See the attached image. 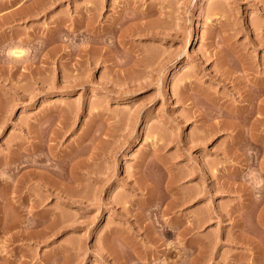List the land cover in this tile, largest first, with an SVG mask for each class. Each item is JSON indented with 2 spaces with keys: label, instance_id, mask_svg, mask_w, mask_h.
Instances as JSON below:
<instances>
[{
  "label": "rangeland",
  "instance_id": "rangeland-1",
  "mask_svg": "<svg viewBox=\"0 0 264 264\" xmlns=\"http://www.w3.org/2000/svg\"><path fill=\"white\" fill-rule=\"evenodd\" d=\"M0 264H264V0H0Z\"/></svg>",
  "mask_w": 264,
  "mask_h": 264
},
{
  "label": "bare ground",
  "instance_id": "bare-ground-1",
  "mask_svg": "<svg viewBox=\"0 0 264 264\" xmlns=\"http://www.w3.org/2000/svg\"><path fill=\"white\" fill-rule=\"evenodd\" d=\"M23 51H24V50H22V49H17V50H14L13 53H14L15 55H17V56H21L22 53H23Z\"/></svg>",
  "mask_w": 264,
  "mask_h": 264
}]
</instances>
